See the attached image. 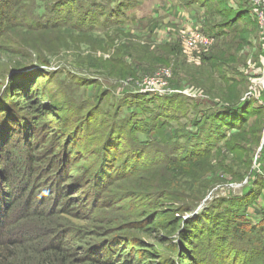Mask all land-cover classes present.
I'll return each instance as SVG.
<instances>
[{"label":"rangeland","instance_id":"obj_1","mask_svg":"<svg viewBox=\"0 0 264 264\" xmlns=\"http://www.w3.org/2000/svg\"><path fill=\"white\" fill-rule=\"evenodd\" d=\"M57 1L47 0L48 7L54 6ZM120 2L125 7V19L119 20H122L120 26L119 22L110 25L113 20L109 15L106 28L93 27L86 31L85 25H81V33L75 37L65 36L67 28H54L56 32L49 33H26L23 29H15L0 41V45L12 50L17 49L15 44L20 42L42 48L48 45L46 48L51 50L59 46L58 53H42L47 67L32 72L35 77L39 75L41 103L49 104L53 114L57 109L61 121L58 124V120L51 116L50 126L54 127V131L43 133V125L40 140L53 135L47 144H57L62 148L74 139L84 146L82 150L75 151L74 163L77 166L68 172V177L74 173H77L76 177L86 175L84 180L90 182L89 171L105 155L109 157L107 170L110 172L108 177L105 176L101 194L94 196L91 191L94 188L88 191L85 183L79 195L73 190L66 193L67 199H77L71 212L86 208L80 218H76V214H61V202L57 199L52 201V198H47L41 205L43 200L39 199H44L43 191L53 181L50 170L41 175L36 172L33 177H37L30 182L33 187L27 193L22 191L26 184H16L17 178L11 177L3 187L6 189L9 183L14 182L18 193L8 206L23 205L25 208L20 211V216L25 219L22 222L8 219L12 228L7 229L6 237L22 238L21 232L25 231L23 239L28 237L31 243L37 244L36 234L30 235L28 227H33L31 222H38L40 212H45L47 216L59 207L54 219L66 225L62 230L76 231L75 240L79 249L92 241H102L103 228L104 233L113 238L110 241L115 243V247H120V252L127 245L131 247L126 254L129 261L119 256L120 264L132 263L131 255L138 250L132 248L135 244L149 255L134 258L137 259L136 264H178L179 239L176 233L171 236L166 232L147 235L139 228V224L146 221V214L170 210L173 217L179 215V226L186 223L193 213H198L202 222L197 223V219L191 218L194 222L191 226L202 224V229L189 228L185 234L192 236L193 248L188 255L194 258L189 264L200 261L199 257H204L205 261H200L202 264H264V253L253 258L248 255L249 251L244 252L246 247L230 243L236 224L232 222L235 219L233 213L242 211L237 205H245L250 217L258 211V216L264 220V173L258 170L259 164L256 163L264 148V102L260 100L264 96V37L261 35L263 28L251 15L256 7L249 0ZM35 3L37 0H28L26 4L24 1V11L33 10ZM261 7L264 10V6ZM250 8H253L252 12ZM197 30L205 32L212 41L211 48L205 53L190 52L183 47L182 34ZM168 46L174 51L171 54ZM23 53L29 54L27 51ZM37 57L32 56L33 59ZM13 62L0 56V103L5 98L3 90L12 85L10 80L17 75L9 74ZM105 62L108 63L105 69L97 68ZM29 71L32 68L24 73ZM22 79L24 77L16 80V85H20ZM239 103H243L240 109L232 111ZM2 105H6L5 102ZM33 107L36 103L32 104ZM13 109H16L15 112H11ZM19 109L13 105L10 112L20 115ZM22 113L26 117L32 115L29 111ZM157 122L164 125L165 133L173 132L174 142L158 144L159 138L153 137ZM110 132L109 142H101L99 136ZM122 135L125 138L121 140ZM116 136L122 148L111 150L118 145ZM236 139L239 142L234 144L239 147L229 150V147H236L233 144ZM185 148L194 152L206 149V153L209 151L213 158L209 163L214 174L206 176L209 188L200 202L188 199L197 184L193 181L194 172L191 175L180 162L172 167L164 165L158 168L156 174L143 175V167L134 174L133 163L136 160L140 164L153 159L150 157L156 153L160 158H179ZM18 149L15 142L7 154ZM245 156L251 162L249 173L236 180L234 173H243L247 167L241 166L248 164L244 161ZM71 166L72 163L67 168ZM65 179L63 177V183ZM156 184L166 186L170 195L167 200L156 199V192H151L150 200L145 198L142 191ZM244 190L248 191L244 193ZM123 194L133 196L123 200ZM81 196L87 200L83 208L79 207ZM51 205L54 207L51 208ZM211 205L213 210L214 207L221 208L219 216L211 214ZM201 209H205L203 213ZM4 214L5 218H1L3 224L7 223V214ZM213 229L214 234L211 235ZM78 233L83 237H78ZM92 233L93 236H90ZM86 241L89 244H84ZM79 249L78 261L83 257ZM27 250L30 253L28 258L34 264L37 256L31 249Z\"/></svg>","mask_w":264,"mask_h":264},{"label":"trees","instance_id":"obj_2","mask_svg":"<svg viewBox=\"0 0 264 264\" xmlns=\"http://www.w3.org/2000/svg\"><path fill=\"white\" fill-rule=\"evenodd\" d=\"M24 1L25 4L28 3V0H0V41L5 39L7 34L9 35V33L15 29H23L26 33H49L50 31H55L57 28H67L69 30L66 31L65 36L75 37L76 34L78 35L81 33L79 32L81 25H85V30L89 31V28L93 27L106 28V19L108 20L109 15L113 20V23H110V25L119 22L120 26L122 24V20L125 19V7L122 5L120 0H59L54 6L50 7L47 5V0H37L35 8L30 10L28 13L23 9L24 5L22 3ZM32 3L34 4V2ZM252 10L253 8H250L251 12ZM222 15L227 17L225 13ZM251 15L255 19V13ZM120 19L122 20L119 21ZM203 34H205V32H203ZM15 45L17 46V49L13 50L0 45V56L2 55L7 58L8 62H13V60H15L13 62L14 64L10 67L9 74H17L15 78L10 80L12 85H9V87L7 86V90H3L4 94H2V96L4 97L5 95V98L2 103L5 102L6 105H2V103H0V156L2 160H0V165L3 163V166H0V264H31L32 260L28 258L30 253H28L27 249H31L32 253H35V257L37 256L34 264H73L74 262H81L84 264H120L121 260L119 259V256L122 257V260L128 262L129 258H126V254L131 249L130 245H127L123 251L121 249L122 252H120V247H115V243L110 241L111 239L113 240V238H111L108 233H104L103 228L101 229V232L104 234L102 236L104 238L102 241H92L90 242L91 245L88 241H86L84 244L88 243L89 245L86 247L81 246V249H79L77 240H75L76 231L72 229H67L68 231L62 230V228L66 227V225H64L61 221H58V219H54L55 216H57L59 207H57V210L50 212L48 215L46 214L47 216H45V212H40L41 216L38 217L39 224L37 221L36 223L31 222L33 227H28L30 235L36 234L37 244L31 243L29 238L26 236V239H23L25 231L21 232L22 238L11 239L6 237L8 232L7 229L12 228L8 219H14V222H22L24 217L20 216V211L22 210L21 212H23V209L25 208L23 205L14 206L16 204L8 206L15 200V193H18L17 188L14 187V182L9 183L10 185L8 187L6 186V189L3 187V184H6L7 181L9 182L11 177L17 178L16 184H23L22 186L26 184L22 191L27 193L30 189H32L30 182H33V178L35 179L37 177H33L35 173L37 172V175H41L47 170H50L49 172L53 175V181L43 191L44 199L41 197L39 199L43 200L41 205L45 204L47 198H52V201L57 199L61 202H59L60 210H62L61 214H76V218H80L81 214L86 212V208L79 209V212L78 210H75L77 213L71 212V207L77 199H67L65 197L66 193L73 190L76 191V195H79L81 187L85 183L84 186L88 189V191L94 188V190H91L94 196L98 193L101 194L102 188H104L105 182L103 181L105 176L108 177L110 175V172L107 170L109 167V157L105 155V158L100 162H97V164H95L89 171V173H91V179H88V181L90 182H86L84 180L87 177L86 175L85 177L82 175L76 177L77 173H74L72 176L76 178H73L72 176L68 177V172L74 170L77 166V164L74 163V159L77 156L75 155V151L82 150L84 146H81L79 142L74 139H71L68 145L62 148L57 144H47L49 142V138L53 135H48V137L46 135V139L40 140L45 131H54V127L50 126L52 124L50 120L51 116L58 120L57 123L61 121L59 119L60 117H58L59 115L57 114V109H55V114H53L50 110L51 106H49V104L41 103L43 98L41 97V90L38 88L39 78L37 77L39 75L35 77L36 74L34 75L32 72L41 70V67L43 66L47 67L45 59L41 57L42 53H58L59 46H54L51 50L50 47L49 49L46 48L48 45H44L43 48L38 45H26L22 42ZM168 47L170 54L171 52H174L173 49H171V46ZM24 50H26L29 54L25 55L23 52L26 51ZM32 56L39 57L33 59ZM101 64L102 67L98 66L97 68L105 69L106 64L108 65L107 62ZM29 68H32V71L24 73V71ZM22 77H24V79H22L23 82L20 85H16V80H20ZM8 96L9 98H7ZM260 100L261 102H264V96H262ZM34 103H36V107L32 108V104ZM242 104L243 103H239L231 110L237 111L240 109ZM13 105L20 108V115L11 113L15 112L17 109H13L11 111ZM35 108L37 109L35 110ZM26 111H29L32 115H29L28 117H26V115L24 116L22 112ZM33 113L35 115H33ZM42 127H44V129H42L43 133L41 134L42 130L40 128ZM164 128L165 127L161 122H157L156 129L153 131V137L159 138L158 144L160 145H166L170 141L174 142L173 138H175L172 131H170V133H165ZM110 135L111 132L106 135H101L99 138L101 139V142L106 144L109 142L108 137ZM120 137L122 140L125 138V135ZM64 140L67 141L65 138ZM116 140L118 141V145H116V148H112L111 150H118L119 148H122V143L120 139H118V136L115 137V141ZM15 142H17L19 149L15 150V153L7 154L9 148H13V143ZM235 142L239 141L236 139L233 141V144ZM45 146L46 148H44ZM234 146L236 147H229L228 149L234 151L237 147H239L237 144H234ZM40 149L42 151H40ZM199 152H201L202 155H198L201 154ZM195 154L198 156H192ZM210 155L209 151L206 153V149L194 152L190 150V148H185L179 158H160L159 153H156L154 157H150L153 159L141 161L140 164L138 163L139 160H136L133 163L135 168H133V170L135 171L134 174H136V171H138L140 167H143V175L148 176L152 173L156 174L159 171L158 168L164 165L172 167L175 163L180 162V164L188 168V172L191 173V175L192 172H194L193 181L197 184V186L192 191L191 195H189L188 199L194 203H198L204 199L209 188L208 183H206V176L208 174H214V170L209 163V160L213 159ZM189 156H192L193 158L195 157L196 159H193L192 157L189 158ZM245 158L246 159L244 161L248 162V164H241V166H247L245 172H240V174L234 173L237 176L235 177L236 180L243 178L249 173V166L251 162L246 156ZM198 160H200L199 163ZM71 163V168H67V165ZM256 163L259 164L258 170L261 173H264V148L260 151ZM63 177H66L64 183ZM72 180L75 181L70 182ZM217 180L218 178L215 179V181ZM60 181L62 184H58ZM90 183L92 186H90ZM247 191L248 190H244L243 192L246 193ZM151 192H156L157 197L155 198H159V200H167L170 197L166 186L163 185L156 184L154 186L146 187L142 191L147 200H150L152 194ZM81 194L84 195L85 193ZM131 194H123V200L126 198L130 199V197L133 196ZM82 198L83 196L78 199L80 208L85 207L87 204V200ZM237 206L242 211L241 213L237 211H234L233 213L235 219H233L232 222L236 224L233 227L230 243L246 247L247 250L244 252L249 251L250 253L248 255H252L253 258H258L259 253H264V220L261 216H258V211L254 214V216L250 217L247 210H245V205ZM53 207L54 205H51V208ZM211 209L212 215L215 216V214H217V216H219L218 212H220L221 208L218 209L214 207L213 210L212 207ZM204 210L205 209H201V212L203 213ZM189 211H191V208ZM4 213L7 214V223L5 224H3L1 220V218L5 215ZM175 214L178 215V213ZM170 215H172V211L170 210L158 212L154 211L152 215L146 214V221L141 222V224H139V228H141V232L147 235H150L152 232H166L168 236L176 233L179 239L178 264H189V261L194 258H190L188 255L193 248L191 241L192 236L185 234H187L186 231L189 228L198 227L199 229H202V224L197 225V223H202L199 221V214L193 213L190 218L187 219V222L181 225L182 227L179 226V222H181L179 215L174 217L173 215L170 217ZM191 218L195 220L197 219V223L194 226H191V224L194 223L193 220H190ZM49 219L53 222H50ZM212 233L214 234V229L211 231V235ZM77 236L83 237L81 233H78ZM90 236H93V233ZM159 240V242H162L161 239ZM128 244H131L132 246V243L129 242ZM133 246L134 247L132 248L138 250L131 255L133 258L131 264H136V261L140 256H147L148 253L146 254V251L139 249L140 247L138 244ZM77 249H79V252L83 255L79 261L77 260ZM253 250L255 251L253 252ZM150 256L153 255L150 254ZM134 258L137 259L134 260ZM198 260L201 262L205 261L204 257H199ZM200 261L196 263L202 264ZM262 262L264 263V259ZM204 264H206V262Z\"/></svg>","mask_w":264,"mask_h":264},{"label":"built area","instance_id":"obj_3","mask_svg":"<svg viewBox=\"0 0 264 264\" xmlns=\"http://www.w3.org/2000/svg\"><path fill=\"white\" fill-rule=\"evenodd\" d=\"M256 7L255 18L258 20L261 28V35L264 37V0H249ZM182 44L185 50L190 52L205 53L211 48L212 41L202 31L185 32L182 34Z\"/></svg>","mask_w":264,"mask_h":264}]
</instances>
